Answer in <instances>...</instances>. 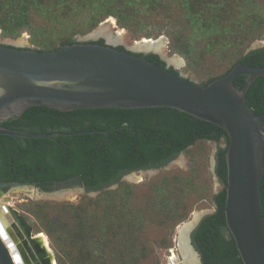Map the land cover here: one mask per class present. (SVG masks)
<instances>
[{"label":"trees","instance_id":"trees-1","mask_svg":"<svg viewBox=\"0 0 264 264\" xmlns=\"http://www.w3.org/2000/svg\"><path fill=\"white\" fill-rule=\"evenodd\" d=\"M235 1L238 12L235 17L239 16L237 20L233 19L234 15L226 13L225 0H211L208 2L210 5L201 9L193 6L192 0H0V28L7 36H17L24 28L36 36L38 31L54 32L57 25L72 19L77 22L74 28L81 25L80 30L84 29V32L112 16L121 27H130L134 23L144 26L151 17H157L162 19L161 23L174 29L177 10L186 25H198L200 30L216 33V36L226 31L220 38L224 39L225 44L219 40L221 51L225 46L228 47V55L229 50H240L238 58L224 71L203 82L209 83L226 74L237 63L264 66V46L243 53L244 47L252 39L262 35L264 2ZM210 7L215 12L212 15L207 14ZM35 19L42 23L34 24ZM74 34L64 37L55 45L44 42L38 44L45 47V50H54L62 44L77 42ZM176 38L172 48L182 53L189 63L193 58L196 63L205 57V50L196 51L189 44L177 45L183 40L181 34L176 35ZM88 42L104 43L103 39ZM118 48L123 49L122 46ZM138 55L165 65L155 53ZM169 69L179 73L173 67ZM244 83V75L234 79L239 89ZM245 99L256 114L264 115V76H257L252 81L246 90ZM0 124L26 132L98 130L40 138L0 134V182H34L45 190L54 184L70 181L82 184L86 190L100 189L118 182L129 171L163 166L198 141L215 142L214 173L222 188L211 196L216 210L201 219L192 232V241L201 256L202 264H243L222 211L226 197L225 152L228 144V136L223 128L186 112L163 106L61 111L32 105L20 115H11ZM221 141L224 146L219 145ZM185 175L188 177L180 180L181 187L178 184L175 193H169L166 188L170 182L169 176L152 184V197L146 211H155L159 218L163 215L167 217L158 224L144 223L146 211L141 207L129 211L132 202L128 194L130 185L122 181H119L116 189L103 190L93 198L85 196L75 205L68 203L65 207L73 213L71 221H63L58 215L42 209L59 206L67 211L63 203L34 201L30 204L56 252L57 264H139L140 260L148 256L147 248L144 245L138 250L134 240H128L125 244V226L132 221L134 234L150 226L172 230L177 222L185 218V210L191 206L186 202L188 193L195 192L197 186L201 191L206 190V179L195 168L187 169ZM171 179L175 180L174 176ZM118 191L119 197L116 198ZM260 196L264 215V172ZM85 208H93V213L85 214ZM136 228L139 230L136 231ZM110 229L113 232L107 236ZM115 240H119L120 248L109 247ZM163 241L165 239L162 238ZM106 247L107 252L103 250Z\"/></svg>","mask_w":264,"mask_h":264},{"label":"water","instance_id":"water-1","mask_svg":"<svg viewBox=\"0 0 264 264\" xmlns=\"http://www.w3.org/2000/svg\"><path fill=\"white\" fill-rule=\"evenodd\" d=\"M88 36L101 38L104 43L88 42L94 39L76 36L75 43H65L54 50H40L0 42V122L11 115H20L32 105L61 111L163 106L216 124L228 136L226 197L222 210L226 226L243 264H264V215L260 196L264 172V115L256 114L245 99L252 81L257 76H264V66L237 63L209 83H198L169 69H176V64L169 58L177 54L169 55L168 49L165 53L137 50L121 42H110L104 36H94L92 31ZM259 47L262 45L253 44L246 52ZM142 52L157 54L165 65L138 55ZM239 75L245 76L240 89L234 84ZM94 131L98 130L26 132L0 124V134L18 137L40 138ZM179 158L175 161L182 160V156ZM173 161L128 172L119 181L130 180L131 173L169 168ZM118 182L86 190L82 184L70 181L45 190L34 182L2 181L0 196L6 191L25 192V188H32L42 199L59 201L68 191L97 195L116 187ZM6 200L7 196H3L0 201V264H22L16 244L5 228L13 221L22 226L25 219L18 210L3 203ZM2 212L7 214L3 217ZM212 212L202 211L183 228V239L196 254V264H200V258L190 243V233L202 217ZM46 253L50 259L53 257L52 251L46 250Z\"/></svg>","mask_w":264,"mask_h":264},{"label":"rangeland","instance_id":"rangeland-1","mask_svg":"<svg viewBox=\"0 0 264 264\" xmlns=\"http://www.w3.org/2000/svg\"><path fill=\"white\" fill-rule=\"evenodd\" d=\"M210 1L211 0H192L191 4L201 9L207 4L210 5L208 3ZM258 1H260L261 3L264 2V0ZM224 5L226 13L229 16L234 15L233 19L237 20L239 17L238 15L235 17V14L237 12V2L235 0H225ZM221 7L222 4H220V8ZM85 12L86 11L82 12L83 16L85 15ZM214 13L215 12L212 7L208 8V15H212ZM175 15L176 17L174 29H172L173 27H169L161 23L162 19H159L157 17H151L146 23H144V26H140L134 23L130 27L119 26L116 23L115 18L112 16H108L107 18L112 17L117 27L124 30L123 42L121 43H124L129 47L133 46L134 41L141 40L142 38L156 39L158 37H162L164 40L165 49L169 50V55L177 54L178 59L181 60L180 64L176 65L177 71H179V73H181L183 76L198 83L206 82L210 77L220 74L226 67H228V65H230V63H232V61L236 60L240 55V50H229L230 53L228 55V47L225 45V49L221 51L219 40L225 33H227L226 31L221 32L216 36V33L200 30L198 25H186L177 10ZM244 16L245 15H243V17ZM104 20H102L101 22H103ZM255 20L257 22V19ZM101 22L93 27L87 28V30L82 32L84 29L80 30L82 27L81 25H79L76 29L74 27L77 25V22L72 19H67L63 24L57 25L56 31H38L36 33V36H33L26 28L20 30V34L17 36H7L0 28V42L13 43L19 46L45 50L46 48L40 46V44H38L39 42L55 45L56 43H59L64 37L74 33L75 37L80 36L86 39H98L97 37H89L88 35L91 31L94 32L95 28L97 29ZM33 23L39 25L42 22L39 19H35ZM261 27L262 28L260 33H262V35L259 36V38L252 39L248 43L247 47H244L243 53H245L247 49L253 44L264 46V25ZM227 29H229V27H227ZM173 32L176 34L174 35ZM179 34L182 35L183 40H180L177 45L184 46L185 44H189L190 46L194 47L196 51L205 50V57L203 56L201 60L197 61L196 63L194 62L195 58H193V60L189 63L182 53L177 51V49H173L172 46L175 45L173 44V42L177 40L176 35ZM220 43H224V39L220 40ZM219 145L224 146L225 144L221 141ZM216 148L217 144L213 141H198L194 145L186 149L184 152L179 154V156H182V160L176 162L175 160H178L180 158L179 156L177 158L175 157L176 159H174L173 165L171 167L161 168L155 172L148 171L146 173H134V177L140 176V179L135 180L133 179L134 177H130V180L122 181L130 185L128 194L129 196H131L132 202L130 203L131 208L129 207V211L133 212V210L137 209V207H141L145 211L147 208H149V200L152 197L151 186L153 183H158L163 177H170V182L166 185L169 193H175L176 187L178 186V184L179 186L181 184L180 180L182 178L184 179V177H188L187 175H185L187 169L195 168L198 174L206 179L205 191L199 190L200 187L198 188L197 186L195 192L188 193L186 202H188L191 206H189L190 208L188 207L185 210V218H183L182 221L177 222L172 230L168 231L159 228L158 226H150V228H146L143 230L142 228L140 230L136 228V231H139L138 233L134 234L133 232L135 231V227L132 226V221H129V224L125 226V244L128 240H134L138 250H140L144 245L147 248L148 256L145 259L140 260L139 264H186L184 262V253L181 246V228L184 226V224L192 222L194 220L193 217L195 214L201 213L204 210L214 212L216 209L211 202V196L217 193L222 188V184L214 173ZM172 176H174L175 180L171 179ZM117 187L118 185L108 190L116 189ZM27 189L32 190V188ZM24 190L26 191V189ZM34 192L35 191L31 193H25L23 191H6L0 196V201L1 197L7 196V200L3 203L8 204L10 207L18 210V213L22 215L25 221H27L32 226V231L36 234L44 231L42 230L39 221L32 212L33 207L30 204L31 202L39 201L47 203H63V207H65L68 203H71L73 205L77 204L79 201H82L85 196H89L92 198L98 196V194L88 195L83 192L72 190L70 193L66 194V197H64V199L57 201L52 199H42L40 197L41 195H38L36 192ZM119 193L120 191L116 192V198L119 197ZM1 203L2 202H0V205ZM42 209L49 214L58 215L59 219L63 221L66 219H69V221H71L73 218V213L72 211H70V209H68V207H65V210L67 211L62 210L59 206L51 208L42 207ZM148 212L146 211L144 213L146 217L144 219V223L147 224H150V222L158 224L160 221L167 218L165 215L159 218L156 215L155 211L150 210ZM76 213L81 214L82 212L76 211ZM84 213H93V208H85ZM112 232V229H110L107 233V236L111 235ZM162 238L165 239V241L161 242ZM120 245L121 244L119 240H115L109 247L118 246L120 248ZM49 247L56 261V252L52 248L50 243ZM103 250L107 252L108 247L104 248Z\"/></svg>","mask_w":264,"mask_h":264},{"label":"bare ground","instance_id":"bare-ground-1","mask_svg":"<svg viewBox=\"0 0 264 264\" xmlns=\"http://www.w3.org/2000/svg\"><path fill=\"white\" fill-rule=\"evenodd\" d=\"M94 36H104L108 41L110 42H123V34H124V30L122 28L117 27L114 19L112 17L107 18L106 20H104L103 22L100 23L99 27L97 29L94 30V32H92ZM131 48L137 49V50H154V51H158V52H166L165 46H164V40L162 37L158 38V39H152V38H142L141 40L138 41H134V44ZM172 62H174L176 65L180 64V59H178V55H176L173 58H169ZM135 173H143V172H135ZM130 177H134V173H131L129 175ZM133 179L138 180L140 179V176H136ZM27 193H31L34 190H28L27 188H25ZM31 189V188H29ZM71 191L65 192L62 197H66V194L70 193ZM35 193V192H34ZM37 195V194H36ZM1 206V205H0ZM5 212H2V216H5ZM199 216L198 214L194 215V220ZM191 223V222H189ZM187 225L184 224V226L181 228V241H182V250L184 253V262L186 264H196L197 262V257L196 254L191 250V248H189L184 239H183V228ZM35 238H39L41 245L48 251L51 252V249L49 247V241L48 238L46 236V234L44 232H39L36 234ZM51 263H54V259L53 257H51ZM176 261V260H175Z\"/></svg>","mask_w":264,"mask_h":264},{"label":"flooded vegetation","instance_id":"flooded-vegetation-1","mask_svg":"<svg viewBox=\"0 0 264 264\" xmlns=\"http://www.w3.org/2000/svg\"><path fill=\"white\" fill-rule=\"evenodd\" d=\"M98 39H101V38H98ZM148 53H150V52H142V54H148ZM181 153L182 152H180L179 154H181ZM179 154L176 156V158L179 156ZM176 158H173V159H176ZM173 159H171V160H173ZM167 163H165V164H167ZM214 165H215V163H214ZM147 169H150V168H147ZM129 172H131V171H129ZM72 183L75 184L76 182L72 181ZM197 225H196V227H197ZM5 229H7V232L9 233L11 239L16 244L17 250H18L20 257H21V260H22V264H51L50 257L48 255V253H46V249L35 238L36 233H33L32 226L27 221L23 222L22 226H20L16 221H13L12 225L11 226L6 225ZM193 230L190 233V243L193 246V248L196 250V252L198 253V256L200 258V264H202L201 256H200L199 252L197 251V249L195 248L193 241H192ZM28 235H29V237H28Z\"/></svg>","mask_w":264,"mask_h":264}]
</instances>
